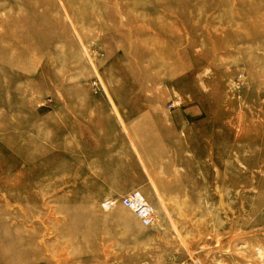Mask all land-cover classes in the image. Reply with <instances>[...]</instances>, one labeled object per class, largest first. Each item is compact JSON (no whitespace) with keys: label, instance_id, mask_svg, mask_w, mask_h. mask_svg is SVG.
Segmentation results:
<instances>
[{"label":"rangeland","instance_id":"rangeland-1","mask_svg":"<svg viewBox=\"0 0 264 264\" xmlns=\"http://www.w3.org/2000/svg\"><path fill=\"white\" fill-rule=\"evenodd\" d=\"M139 1L0 0V264H264V0Z\"/></svg>","mask_w":264,"mask_h":264},{"label":"bare ground","instance_id":"bare-ground-1","mask_svg":"<svg viewBox=\"0 0 264 264\" xmlns=\"http://www.w3.org/2000/svg\"><path fill=\"white\" fill-rule=\"evenodd\" d=\"M155 1H157V0H155ZM194 1L195 2H203L202 0H194ZM219 1H222V0H219ZM158 2H159V0H158ZM155 6H156V3H154L153 6L147 5L145 0H140L137 3V5L135 4L136 8L140 7V8H144V9H146V8L149 9L150 7H155ZM11 23H16V22L13 20ZM174 51L175 50H172L171 52L167 51L166 53H167V55H169V54L171 55L174 53ZM175 53H176V51H175ZM62 180L65 182L67 181L66 178H62ZM11 181L12 180L9 179L8 185L11 183ZM6 188H8L10 191L9 187L6 186ZM11 199L13 202L22 200L19 197L13 196V195H11ZM87 201H89V200H87ZM60 208L66 212L70 221L74 218V211H69L68 210L69 208L64 207L63 204L60 205ZM75 216L76 217H75L74 221L71 222V225H69V229H67V231H68L67 237L69 238L68 239L69 243L74 242L75 244H78L77 232L84 233V228L82 227V224L84 222L82 223V220L79 219V217L77 215H75ZM13 225H15V224H13ZM13 225L11 226V228L4 226L5 230H6V231H4V233H5L4 238L6 241L4 248L8 250V253H7L8 263H10V264H40L41 261L43 260L46 262V264H48L49 262H47L43 258L41 259L38 256L39 252L37 253L36 250L26 247L30 243H35V241L33 242L31 240V237H30L31 234H33V233L30 231L27 232L26 229H25V231H26L25 232L24 230H22L20 228V226L15 228ZM82 241L83 240H81V242ZM81 242H80V244H81ZM42 246L44 247L43 244H42ZM83 251L85 253V249Z\"/></svg>","mask_w":264,"mask_h":264},{"label":"built area","instance_id":"built-area-1","mask_svg":"<svg viewBox=\"0 0 264 264\" xmlns=\"http://www.w3.org/2000/svg\"><path fill=\"white\" fill-rule=\"evenodd\" d=\"M113 206H114V202L111 201V200H106V201L103 203V207H104L105 209H110V208H112ZM107 207H110V208H107Z\"/></svg>","mask_w":264,"mask_h":264}]
</instances>
